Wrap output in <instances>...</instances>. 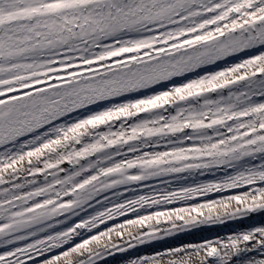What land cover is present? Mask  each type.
<instances>
[{
    "label": "snow or ice",
    "instance_id": "1",
    "mask_svg": "<svg viewBox=\"0 0 264 264\" xmlns=\"http://www.w3.org/2000/svg\"><path fill=\"white\" fill-rule=\"evenodd\" d=\"M118 253L264 264V0H0V264Z\"/></svg>",
    "mask_w": 264,
    "mask_h": 264
},
{
    "label": "bare ground",
    "instance_id": "2",
    "mask_svg": "<svg viewBox=\"0 0 264 264\" xmlns=\"http://www.w3.org/2000/svg\"><path fill=\"white\" fill-rule=\"evenodd\" d=\"M245 226H246L245 222L236 221V222H231L229 224L216 226L210 229H201V230H197L194 233L183 234L180 238H173V240L171 241V244L178 245V244L187 243V242H198L204 237L211 238L217 235H224L230 231L238 230ZM166 246H170V245H165L163 244V242H161L159 247L162 248ZM156 250H158V248H154L153 246H145V251L147 252H152ZM128 255L129 254L118 253L116 256L109 258V264H125V260Z\"/></svg>",
    "mask_w": 264,
    "mask_h": 264
}]
</instances>
